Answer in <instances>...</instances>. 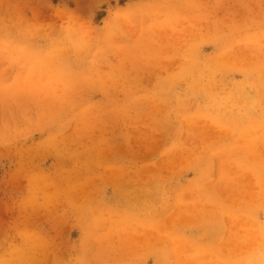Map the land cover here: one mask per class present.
Masks as SVG:
<instances>
[{
  "label": "clouds",
  "instance_id": "obj_1",
  "mask_svg": "<svg viewBox=\"0 0 264 264\" xmlns=\"http://www.w3.org/2000/svg\"><path fill=\"white\" fill-rule=\"evenodd\" d=\"M116 4L96 23L93 0L84 15L0 0V264H264V0ZM145 78L156 86L130 84ZM206 118L259 137L250 258L193 257L148 226L126 186L131 162L159 151L171 125L202 139ZM197 159L211 171L171 199L228 200L214 154Z\"/></svg>",
  "mask_w": 264,
  "mask_h": 264
},
{
  "label": "rangeland",
  "instance_id": "obj_2",
  "mask_svg": "<svg viewBox=\"0 0 264 264\" xmlns=\"http://www.w3.org/2000/svg\"><path fill=\"white\" fill-rule=\"evenodd\" d=\"M63 3L73 13L84 15L89 11L90 0H54ZM95 22L107 16L109 6H117L116 0H93ZM124 0H120L123 5ZM134 87L150 89L156 80L145 78L130 81ZM199 120L200 117H194ZM174 134L161 142L159 151L148 149L131 162L135 175L126 180L132 192H139L138 209L148 226L157 233L182 240L191 249L193 257L210 260H241L257 254L253 244L260 239L259 217L253 215L254 198H258L262 184L256 161L259 153V137L251 130L238 132L225 129L219 118H206L202 125L206 135L189 136L188 132L173 124ZM232 138L231 144L222 141ZM201 150L214 154L218 161L216 172L220 181L232 192L223 203H217L215 193L205 195L207 203L193 193H184L173 201L170 193L184 185L199 189L197 177L210 169L201 168L197 159ZM180 160L178 171L172 170L175 158ZM210 209L214 212L210 214ZM228 237L225 241L223 238ZM151 264V261H149Z\"/></svg>",
  "mask_w": 264,
  "mask_h": 264
}]
</instances>
